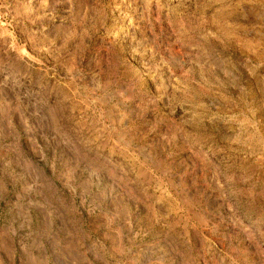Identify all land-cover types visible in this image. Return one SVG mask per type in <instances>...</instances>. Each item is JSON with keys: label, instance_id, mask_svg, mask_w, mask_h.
<instances>
[{"label": "rangeland", "instance_id": "374dc122", "mask_svg": "<svg viewBox=\"0 0 264 264\" xmlns=\"http://www.w3.org/2000/svg\"><path fill=\"white\" fill-rule=\"evenodd\" d=\"M0 264H264V0H0Z\"/></svg>", "mask_w": 264, "mask_h": 264}]
</instances>
